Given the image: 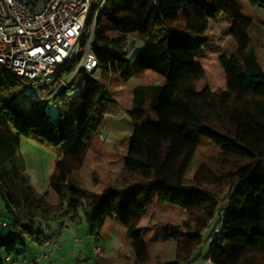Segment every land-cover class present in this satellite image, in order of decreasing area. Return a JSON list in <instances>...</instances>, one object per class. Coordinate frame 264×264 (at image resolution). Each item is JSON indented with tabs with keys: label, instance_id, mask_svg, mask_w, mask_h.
I'll use <instances>...</instances> for the list:
<instances>
[{
	"label": "trees",
	"instance_id": "trees-1",
	"mask_svg": "<svg viewBox=\"0 0 264 264\" xmlns=\"http://www.w3.org/2000/svg\"><path fill=\"white\" fill-rule=\"evenodd\" d=\"M246 1L264 9V0ZM220 18L230 20L235 44L217 58L225 88L197 90L205 72L196 54L209 42V21ZM251 26L249 18L232 16L217 0L105 1L92 44L100 75L115 74L124 83L138 76L143 83L132 91V134L120 174L100 194L78 185L73 173L100 134L102 105L115 103L106 85L95 72L81 71L72 95L45 103L26 96L21 104L23 88L0 73V200L12 218L9 226L0 221V264L24 249L27 238L41 242L36 217L47 219L51 212L67 218L81 212L91 237H99L105 222L115 220L125 229L137 264H147L137 224L155 198L186 211L193 222L166 227L165 240H176L184 231L187 239L178 245L175 261L158 264L191 262L205 243L202 264H264V70ZM49 103L56 109L53 117L46 112ZM74 123L76 133L49 178L48 189L58 202L49 206L28 184L19 142L28 138L59 146ZM200 138L218 150L220 164L230 167L227 174L218 177L201 165L186 177ZM210 223L214 231L205 240Z\"/></svg>",
	"mask_w": 264,
	"mask_h": 264
},
{
	"label": "rangeland",
	"instance_id": "rangeland-1",
	"mask_svg": "<svg viewBox=\"0 0 264 264\" xmlns=\"http://www.w3.org/2000/svg\"><path fill=\"white\" fill-rule=\"evenodd\" d=\"M217 3L229 9L232 16L239 14L252 21L249 35L264 70V9L259 6H251L246 0H217ZM208 26L209 42L196 54L197 62L205 72V78L196 83V89L201 90L207 85L212 91L223 90L225 76L217 58L222 53L229 54L235 47L230 37V20L220 18L209 21ZM130 47L133 49V46ZM128 54L129 57H132L130 52ZM69 75L70 71H66L62 77L66 78ZM96 78L106 85L109 95L115 103L102 105L104 122L99 131L100 134L92 142L82 166L73 173V179L82 188L100 194L120 174L122 157L127 152L132 134V125L128 118L130 89L141 85L143 78L135 76L127 83L122 82L115 74L112 76L104 74L96 76ZM149 79L148 77L147 80ZM31 94L37 96L38 91L24 87L18 97V103L24 104L25 97ZM69 94L72 95L71 92ZM38 97L37 100L40 101L41 96ZM46 112L52 117L56 115V109L53 108L52 103L46 106ZM76 130L77 124L74 123L69 128L67 141L54 147L44 146L33 139H20L17 153L23 165V173L36 195L43 197L49 206H55L58 203L55 195L48 189L54 163L72 140ZM201 165H205L211 174L218 177L224 176L230 170L229 166L225 167L220 164L218 150L204 138H200L198 141L197 150L186 177L192 178ZM224 192L220 193L222 198H224ZM36 219L41 229L44 228V234L49 237L48 240L52 245L49 257L40 264H98L100 259L97 255L105 257L101 264H137L125 229L115 220H107L100 236L91 237L81 212H78L74 218H67L51 212L47 215V219L40 216ZM0 221L6 223L7 226L12 223V218L5 211L1 200ZM186 221L190 224L193 223L186 211L173 205L161 203L157 198L152 200L146 214L137 224V228L142 230V240L147 247L149 255L147 264L167 263L178 258V245L187 239L185 231L183 230V234L179 235L176 240H165V229L167 226H182ZM213 231L214 224L210 223L203 233V238L206 240L209 233ZM54 245L57 246L54 248ZM208 245L209 243H205L199 251V258L191 262L180 261V264H202L205 262L203 259ZM27 246L30 249L18 256V262H22L25 260L23 257H26L25 261L29 263L36 255L40 254L41 246L37 242L27 238ZM95 247H103V249L96 248L94 250ZM225 249L228 250V247ZM14 256L15 254L12 253L10 257L14 258Z\"/></svg>",
	"mask_w": 264,
	"mask_h": 264
},
{
	"label": "built area",
	"instance_id": "built-area-1",
	"mask_svg": "<svg viewBox=\"0 0 264 264\" xmlns=\"http://www.w3.org/2000/svg\"><path fill=\"white\" fill-rule=\"evenodd\" d=\"M106 0H0V73L38 91L40 102L59 100L75 88L77 75L101 76L93 53L97 17ZM71 67L70 75L62 74ZM4 224L1 223V226ZM40 254L29 263L5 257L7 264H40L52 245L41 229ZM57 245H54V248ZM96 253V252H95Z\"/></svg>",
	"mask_w": 264,
	"mask_h": 264
},
{
	"label": "crops",
	"instance_id": "crops-1",
	"mask_svg": "<svg viewBox=\"0 0 264 264\" xmlns=\"http://www.w3.org/2000/svg\"><path fill=\"white\" fill-rule=\"evenodd\" d=\"M199 51H201V50H199ZM197 60V59H196ZM131 90V96H130V107H129V110H130V108H131V103H132V91H133V89H130ZM128 110V111H129ZM46 236V235H45ZM46 237H48V236H46ZM49 238V237H48ZM38 245H40V242L39 243H37ZM96 248L97 249H99V248H101V249H103V247H95L94 248V250H96ZM30 248H29V246H27L26 245V247L24 248V249H19V250H17L14 254H15V256H14V258H12V259H14V260H18V256H20V255H22V254H24L26 251H28ZM11 256V254L10 255H7L6 257H10ZM98 256V258L100 259V261H98V264H101L102 263V261H104L105 260V257L104 256H101V255H97ZM11 258V257H10ZM23 259H25V260H27L26 259V257H23ZM4 263H6V262H4Z\"/></svg>",
	"mask_w": 264,
	"mask_h": 264
},
{
	"label": "water",
	"instance_id": "water-1",
	"mask_svg": "<svg viewBox=\"0 0 264 264\" xmlns=\"http://www.w3.org/2000/svg\"><path fill=\"white\" fill-rule=\"evenodd\" d=\"M97 19H98V17H97ZM96 22H97V20H96Z\"/></svg>",
	"mask_w": 264,
	"mask_h": 264
}]
</instances>
